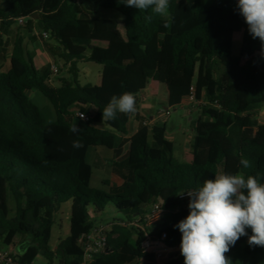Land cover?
Returning <instances> with one entry per match:
<instances>
[{"label":"trees","instance_id":"obj_1","mask_svg":"<svg viewBox=\"0 0 264 264\" xmlns=\"http://www.w3.org/2000/svg\"><path fill=\"white\" fill-rule=\"evenodd\" d=\"M120 2L0 0V251L18 250L17 264H35L39 257L50 264H84V244L99 227L96 215L108 204L125 220L109 225L107 248L92 264H154V256L142 246L165 235L167 248L180 249L182 234L174 226L189 214L190 197L182 199L187 191L198 190L204 180L221 173L253 175L264 183V126L258 120L264 110V55L238 12L237 0H169L167 16ZM101 11L121 18L97 19ZM209 13L213 18L203 22ZM14 25L20 31L13 46L2 49L3 35L13 36ZM30 39L64 62L68 79L61 88L50 84L52 67L36 69L28 51ZM134 47L142 57L135 56ZM83 64L103 68L100 86L80 85ZM198 68L213 78L204 89L206 106L196 109L192 165L180 163L173 144L152 132L132 143L128 137L134 122L141 127L146 122L138 112L141 83H149L150 98L175 110L187 102ZM33 92L51 104L54 123L29 101ZM123 92L135 95L136 113L102 121L110 98ZM79 113L91 122L77 119ZM74 124L79 132L70 130ZM252 131L257 132L255 139ZM73 141L81 147H73ZM98 149L114 155L115 178L105 183L112 195L91 187ZM241 158L250 166L241 165ZM166 192L170 206H162V222L147 227V208L159 205ZM68 202L71 238L53 251L55 216ZM247 240L241 237L225 255L237 264H264V248L250 253ZM133 241L136 257L123 253ZM169 264H184V257Z\"/></svg>","mask_w":264,"mask_h":264},{"label":"clouds","instance_id":"obj_2","mask_svg":"<svg viewBox=\"0 0 264 264\" xmlns=\"http://www.w3.org/2000/svg\"><path fill=\"white\" fill-rule=\"evenodd\" d=\"M120 3L139 11L152 9L160 16L169 14V0H121ZM237 9L249 34L261 42L264 55V0H237ZM168 26L166 23L165 27ZM136 111L135 95L123 92L110 98L102 110V121L115 120L118 113L131 115ZM79 116L84 118L83 113ZM70 130L80 131L76 124ZM73 147L81 144L73 141ZM240 164L245 168L250 166L245 158H241ZM187 195L189 214L174 226L182 234L180 252L184 264H233L225 254L243 236L248 237L250 247L264 248V183L257 176L221 173L204 180L202 187L187 191Z\"/></svg>","mask_w":264,"mask_h":264},{"label":"rangeland","instance_id":"obj_3","mask_svg":"<svg viewBox=\"0 0 264 264\" xmlns=\"http://www.w3.org/2000/svg\"><path fill=\"white\" fill-rule=\"evenodd\" d=\"M207 3L211 0H205ZM214 13L206 14L203 17V22H207L213 18ZM97 19H109V20H117L118 18H121L118 14L113 12H105L101 11L96 16ZM13 36L15 35V32H19L20 29L17 25H14L12 28ZM219 42H222V39L220 38L218 40ZM14 41L12 40L11 43L8 44L7 47H12ZM41 51V55L45 57L44 49L42 44H39L38 48ZM31 56L35 59V67L37 69L41 67L48 68V66L55 67L59 70V75H51L50 78V84L53 88L59 89L62 86V81L68 79V71L65 68L64 62H62L60 59H53V61L48 65L46 62H40L39 58L36 59L34 56V52L31 53L29 51ZM52 65V66H51ZM197 74L194 80V87L197 89L201 87L203 84L201 83V77L200 74L202 73V70L200 68L197 69ZM80 71V77H79V83L82 87L92 86V87H98L101 85L102 81V74H103V68L94 64H83L79 66ZM207 85V81H205V86ZM29 101L40 110V112L44 115L46 121L49 124H52L56 120L55 112L51 104L39 93L33 92L28 95ZM155 103L159 106H163L167 109V106L164 102L160 100L155 99ZM188 112H192L194 118L190 119L188 117ZM161 126H165L167 128L168 136L175 135L176 136V148H175V158L182 163L183 165H192L193 159H191L190 155L188 154L189 150V143L188 136H192L193 128L198 127L199 125V118H198V111L191 107V105L188 102H185L182 107H179L175 110H170V117H166L163 119H160ZM114 161V155L113 153L105 150V149H98L95 152L94 156V162H93V178H92V184L91 187L93 190L100 191L102 193H105L107 195H112V192L108 186L105 185V183L110 182L113 183L114 176L112 174L111 165ZM169 193L166 192L164 194V197L161 199L163 200L161 203V206H163L165 209L170 206L167 202ZM71 207L72 203L68 202L65 205L62 206L61 211L55 216L54 220V227H53V234H52V241H51V249L53 251L57 250L62 242H65L69 238H71ZM151 210V207L147 208V216L149 215ZM90 214H92L95 217V210L93 207L90 209ZM98 222V226L101 228H108L109 225L115 221H123L125 220V215L119 213L115 206L113 204H108L105 208V211L103 214H97L96 219ZM6 227V225H4ZM109 230V229H108ZM80 242V240L78 239ZM135 241L131 244V253L134 254L136 252L135 247ZM260 247H250L249 252L254 253L256 252ZM5 253H10L11 250L5 248L1 250ZM18 251V250H17ZM17 251H14L12 253L18 254ZM177 252V251H176ZM160 254H154L155 260L154 264H169L172 260L173 254L170 256L169 259H166ZM178 258L181 256V252L178 251ZM177 260V259H176ZM233 264H237L234 259H231ZM145 261L142 262V264ZM35 264H50L48 260H46L44 257H39ZM53 264H60L58 260H56ZM147 264V263H146Z\"/></svg>","mask_w":264,"mask_h":264},{"label":"built area","instance_id":"obj_4","mask_svg":"<svg viewBox=\"0 0 264 264\" xmlns=\"http://www.w3.org/2000/svg\"><path fill=\"white\" fill-rule=\"evenodd\" d=\"M18 24L22 26L24 24V21L19 20ZM42 39L44 41L48 40V36L43 35ZM51 70H52L53 75H58L59 72L57 68L52 67ZM187 102L191 105V107L195 109L206 106L203 100L198 97V91L195 87H193L190 90ZM79 115L80 113L77 114L76 117L80 121L87 123V124L91 122L88 116L84 115V118L81 119ZM160 116L161 118H165V116L168 117V113L162 112ZM192 116H193V113L188 112V117H192ZM258 120L260 124L264 126V110L259 114ZM144 125L146 126L147 124H144ZM256 136H257V132L252 131L251 138L255 139ZM188 198H189L188 195H185L182 197V199L184 200ZM163 216H164V210L161 205L152 206L150 213L146 217V220H145L146 226L151 228V227H154L160 224L162 222ZM135 227H139V225ZM108 235H109L108 228L97 227L91 232V234L87 237V240L84 244V264H92L94 262L95 257L104 253V251L107 248ZM166 238L167 237L163 235L161 237V240L155 241V242L152 241L151 239H148V241L145 242L142 246L143 252L147 255H152V256H154V254H160L166 259H169L170 256L175 251L165 246ZM15 259H16L15 253L10 252L7 254L3 251H0V264H17L15 262L16 261ZM154 260H155V256H154Z\"/></svg>","mask_w":264,"mask_h":264},{"label":"crops","instance_id":"obj_5","mask_svg":"<svg viewBox=\"0 0 264 264\" xmlns=\"http://www.w3.org/2000/svg\"><path fill=\"white\" fill-rule=\"evenodd\" d=\"M14 36H11L10 33L7 34V35H3V40H4V45L2 47V49H6L8 44L11 43V41L13 40ZM31 38V37H30ZM31 42V43H30ZM30 42H28V51H31L34 52V56L36 59H38L39 57V60L40 62H46V64H50L53 59L46 53V51L44 50V53H45V57L43 55H41V51L38 48L39 44H42L43 46V49H44V45L43 43H33L30 39ZM133 53L135 54L136 57H142L143 56V52L138 49V48H133L132 49ZM8 58H10V55L8 56ZM7 65H9V61L8 63H6ZM52 66V65H51ZM49 67V66H48ZM1 68V66H0ZM45 67H41L39 69H37L38 71L39 70H42L44 69ZM198 71V70H197ZM197 71H196V74H197ZM200 77H201V83L203 84L201 87L197 88V91H198V97L203 99L204 97V89H205V81H207V83L209 81H211V79L213 78V75L212 74H205L203 71L202 73L200 74ZM102 82V81H101ZM148 88H149V83L147 81H143L141 83V92H142V96L140 97V104H139V109H138V112L140 114V116L146 120L145 124H147L146 126L144 125L143 127H141V125L138 123V122H134V125H133V128H132V133L130 134V136L128 137V139L133 143V142H136V141H139L141 140L142 138H144L149 132H152L154 133L157 137L173 144L174 146V152H175V148H176V136L175 135H171V136H168V133H167V128L164 126H161L160 123V119H163L161 118V113L162 112H165V113H168V117H170V110L164 108L163 106H159L155 103V99L153 98H150L149 95H147L148 93ZM193 117H190V119H193ZM196 130H197V127L193 128L192 132V136H188V143H189V150H188V154L190 155L191 159L192 158V155H191V150H190V147H191V143L194 139V135L196 133ZM163 200H160L159 202V205H161ZM131 244L130 243L129 245H127V247L125 248L124 250V254L125 255H128V256H132V257H136L138 255V251H137V248H136V252L134 254L131 253ZM135 244V243H134ZM136 247V245H135ZM144 260H142L140 262V264H142ZM146 264V262H144Z\"/></svg>","mask_w":264,"mask_h":264},{"label":"water","instance_id":"obj_6","mask_svg":"<svg viewBox=\"0 0 264 264\" xmlns=\"http://www.w3.org/2000/svg\"><path fill=\"white\" fill-rule=\"evenodd\" d=\"M177 251V252H176ZM175 252H174V255L172 256L173 258H172V260H176V259H178V251H180V249H178V250H176ZM171 262V261H170Z\"/></svg>","mask_w":264,"mask_h":264}]
</instances>
